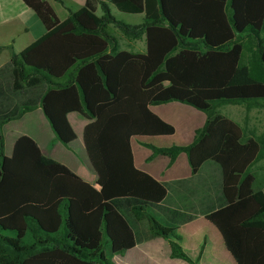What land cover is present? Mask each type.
I'll list each match as a JSON object with an SVG mask.
<instances>
[{"label": "trees", "instance_id": "1", "mask_svg": "<svg viewBox=\"0 0 264 264\" xmlns=\"http://www.w3.org/2000/svg\"><path fill=\"white\" fill-rule=\"evenodd\" d=\"M21 1L45 34L0 67V264H111L155 239L170 259L198 264L177 232L200 216L235 264H264V172L253 170L264 132L247 138L216 112L264 107V0H60L63 21L47 0ZM110 26L144 38L145 53L120 50ZM171 102L205 124L188 146L151 148L170 163L184 153L191 168L189 178L157 182L135 168L130 142L172 137L149 110ZM36 107L64 146L76 140L67 116L86 120L81 141L98 189L26 136L4 156L1 127Z\"/></svg>", "mask_w": 264, "mask_h": 264}, {"label": "crops", "instance_id": "2", "mask_svg": "<svg viewBox=\"0 0 264 264\" xmlns=\"http://www.w3.org/2000/svg\"><path fill=\"white\" fill-rule=\"evenodd\" d=\"M66 1L78 7H82L85 3V0ZM47 2L60 21L68 16L66 9L60 4V0H47ZM58 15L62 16L59 17ZM44 34L45 29L34 12L21 0H0V47H3V50L0 51V67L10 61L12 53L19 54ZM129 46L130 48L137 47V50L130 51L133 53L144 54L146 51L144 38L134 44H129ZM149 110L162 121L171 125L174 128V135L172 137L133 138L130 146L135 168L148 174L157 182L189 178L191 168L184 153L178 154L174 161L170 163L166 156L154 155L151 148L164 149L172 146L185 147L190 145L194 139L195 131L200 130L205 124L204 114L177 102L151 105ZM253 111L258 112L257 108ZM67 119L76 135V140L69 146L62 145L56 139L40 107H36L6 122L1 127L6 149L4 156L10 155L12 146L19 137L26 136L37 145L45 157L65 166L81 180L98 189L96 177L88 168L87 157L81 141V133L86 125V120L77 113L69 114ZM233 122L244 129L245 137L254 139L260 137L261 132L258 133L253 130V120L248 119L247 121L244 118ZM251 127L252 129H249ZM263 168L264 160H261L253 167V170L262 175ZM177 234L181 239L180 245L184 252L192 259L198 258V264H221L222 256L227 264H235L226 252L217 230L203 217L200 216L194 221L181 226ZM153 242L156 245L141 252L144 264H154L153 259L157 262L165 261L166 264H170L172 260H175L170 259L169 245L162 239L142 243L127 252L124 257L128 259L129 264H132L135 250L143 244ZM216 245L220 249L221 257L215 254ZM157 255L161 260L157 258ZM176 264L186 263L180 261Z\"/></svg>", "mask_w": 264, "mask_h": 264}, {"label": "rangeland", "instance_id": "3", "mask_svg": "<svg viewBox=\"0 0 264 264\" xmlns=\"http://www.w3.org/2000/svg\"><path fill=\"white\" fill-rule=\"evenodd\" d=\"M112 14L113 16L117 19L120 20L126 24L129 25H136V24H140L142 17L141 16H130V15H123L118 13L114 8H112ZM97 15L100 16L101 13L97 12ZM59 17H61L62 15H58ZM109 32L114 35L117 39V43H118V47L120 50H129V51H135L137 50V47L134 46V48H130L129 44L131 43H136V41L138 40H131L129 38L124 37L115 27L110 26L109 28ZM136 45V44H135ZM138 47L140 48V46L138 45ZM246 59H244L245 61ZM255 109H251L248 113L245 110V106L243 105H229V104H224V105H219L218 107H216V112L219 113L220 115L232 120V121H239V120H243L244 118L249 120H253V130L260 133L261 134L264 132V107L257 109L258 112L253 111ZM260 113V114H259ZM249 129H252L249 128ZM165 149V148H164ZM6 149H5V144L3 143V154H5ZM156 245L155 242L151 243V244H143L141 245L139 248H137L134 252L133 255V261L132 264H144L143 262V257L141 255V252H143V250H146L149 247H152ZM222 249V248H221ZM215 254H217L219 257L220 256V249H218L217 245L215 248ZM163 258V254L161 255ZM223 257V256H222ZM221 257V264H227L224 261V258ZM157 258H159V256L157 255ZM218 259V258H217ZM159 260H161L159 258ZM219 260V259H218ZM111 264H129L128 259L123 257V258H114L112 260H110ZM152 262L154 264H166L165 261H161V262H157L154 259L152 260ZM180 261L177 260H172V262L170 264H176L179 263ZM182 263H184L183 261H181Z\"/></svg>", "mask_w": 264, "mask_h": 264}]
</instances>
